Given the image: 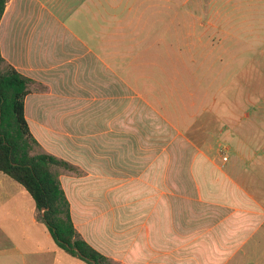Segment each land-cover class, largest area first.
<instances>
[{"label": "crops", "instance_id": "1", "mask_svg": "<svg viewBox=\"0 0 264 264\" xmlns=\"http://www.w3.org/2000/svg\"><path fill=\"white\" fill-rule=\"evenodd\" d=\"M117 9L132 12L127 0H7L0 18V58L31 82L29 130L43 151L75 168L59 176L75 230L118 264H264V251H243L264 228V103L221 109L227 160L191 171L203 175V199H180L173 166L165 199L164 153L142 151L141 134L133 141L131 103L118 150L115 71L101 68L98 54L101 30L112 46L111 31L130 28L101 18H116ZM85 88L97 96L86 122L74 98ZM0 264H85L56 246L29 193L1 172Z\"/></svg>", "mask_w": 264, "mask_h": 264}, {"label": "rangeland", "instance_id": "2", "mask_svg": "<svg viewBox=\"0 0 264 264\" xmlns=\"http://www.w3.org/2000/svg\"><path fill=\"white\" fill-rule=\"evenodd\" d=\"M127 3L130 14L117 9L116 18L101 15L116 27L130 22V28L111 31L116 34L112 46L107 45L109 31L101 30L98 50L101 68L107 71L110 65L115 71L118 150L123 148L124 107L131 103L133 141L141 134L142 151L164 153L165 199L172 196L171 176L166 175L172 166L180 169V199H203L198 186L203 175L191 171L196 163H224L221 109L264 103V0ZM118 5L124 7V2ZM4 66L0 63L2 70ZM82 91L85 95L74 98L83 106L86 122L92 119L91 103L97 96L91 88ZM133 147L139 151L140 145ZM263 231L249 237L243 251H264V240H259Z\"/></svg>", "mask_w": 264, "mask_h": 264}, {"label": "trees", "instance_id": "3", "mask_svg": "<svg viewBox=\"0 0 264 264\" xmlns=\"http://www.w3.org/2000/svg\"><path fill=\"white\" fill-rule=\"evenodd\" d=\"M7 0H0V18ZM0 68V172L23 186L35 203L37 220L56 246L85 264H118L87 244L74 228L59 176L75 168L41 149L24 117L30 80L12 67Z\"/></svg>", "mask_w": 264, "mask_h": 264}, {"label": "built area", "instance_id": "4", "mask_svg": "<svg viewBox=\"0 0 264 264\" xmlns=\"http://www.w3.org/2000/svg\"><path fill=\"white\" fill-rule=\"evenodd\" d=\"M227 160V158L226 157H223V161H226Z\"/></svg>", "mask_w": 264, "mask_h": 264}]
</instances>
